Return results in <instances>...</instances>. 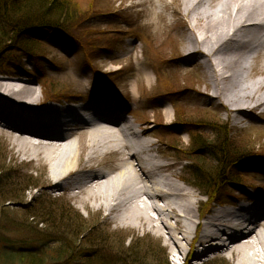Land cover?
<instances>
[{"label": "bare ground", "instance_id": "bare-ground-1", "mask_svg": "<svg viewBox=\"0 0 264 264\" xmlns=\"http://www.w3.org/2000/svg\"><path fill=\"white\" fill-rule=\"evenodd\" d=\"M148 1L147 14L182 18L183 55L205 66L211 89L204 94L212 103L234 124L240 115L264 113V0ZM73 82L80 94L45 104L41 84L0 74V133L14 159L49 168L48 195L63 192L104 209L118 226L152 230L186 261L214 255L264 264V193L220 205L202 221L194 183L158 152L153 132L134 116L124 119L113 93H89L84 82Z\"/></svg>", "mask_w": 264, "mask_h": 264}, {"label": "rangeland", "instance_id": "rangeland-1", "mask_svg": "<svg viewBox=\"0 0 264 264\" xmlns=\"http://www.w3.org/2000/svg\"><path fill=\"white\" fill-rule=\"evenodd\" d=\"M77 1L79 5L82 4V7H88L89 5L88 0ZM140 1L144 3L139 5ZM167 1L168 3L172 2V0ZM155 3H158L157 0H155ZM150 6L148 0H98L96 11L100 14L97 13L91 23L101 32H106L102 40L97 43L100 48L103 46H107V48L95 53L93 63L86 62L84 48L82 49V46L72 40L73 38L71 39L70 36L60 31L48 30L44 32L43 43L40 45L46 55L40 62L43 64V73H45L43 79H41L37 69L32 72L34 68L32 57H28L22 63H19L23 66L22 70L20 65L16 64L14 58L9 56L8 52H3L0 54V67H4V72L31 79L34 82L43 83L45 78L49 79L54 83L59 93L60 91L80 93V88L73 82L79 80L85 83V88L89 93L91 91L94 94L100 92L110 95L112 90L107 91L103 78L94 74V68L101 71H111L118 69L120 66L122 67V65L125 66L124 70L117 74V84L114 87L110 85L114 89L113 94L119 98L122 107L130 108V110L138 109L145 113L143 115L146 116V119L152 122L150 126L156 128L150 129H152L159 152H162L161 155L167 157L170 162L177 163L178 171L194 183L189 187L199 193V199L203 202L205 197L201 192L202 187L198 188L196 186L198 184L195 182L199 179L200 173L197 172L196 174L197 163L194 162H199L201 167L207 165L210 170L215 167L218 170L220 165H218L216 154L200 152L188 156L184 152L182 153L183 149L185 150L191 144L192 140L190 139L192 137L188 133V129L179 128V126L172 130L180 137L168 138V141H176L181 146L177 154L182 153L184 157L188 158L181 160L178 159L176 152H173V154L168 152L159 141V126H155V123H158L155 120L163 119L170 124L174 119L172 103L167 99H158L160 102H156L153 98H148L153 96L151 94L155 93L154 88L157 86L156 69H160L166 75L176 72L178 81H182L179 87L185 86V82L192 78L186 85L193 89L180 91L172 100L177 99L179 103L188 108V115L191 117H188V119L190 120L197 121L198 117L209 115L213 116L216 125L229 122L233 130L232 135L230 134L229 150L231 147L234 150L249 149L252 155L255 154L253 157L257 158L246 162L242 166H237L234 170L230 168L233 163L223 166V169L221 167V170L225 177L239 174L237 176L239 177L238 180H242L246 185L253 187L250 190L245 187L244 190L250 191L249 195L262 196L264 193V158H262L264 157V113L259 112L261 115L259 113H248L244 117L240 115L242 119L234 124L233 115L212 103L210 98L204 94L205 90L211 89V82L209 76H206L205 66H196L193 64L192 59L183 55L182 43L185 35L183 34L184 22H182V18L174 13L163 15L164 17L151 16L146 13ZM158 7L160 9L161 5ZM124 8H128V12L134 13L131 16L136 19V23L140 25V28L145 30L144 33L141 31L140 35L137 34L142 40L136 38L124 40L120 37L122 36L121 33L113 32L115 28L124 30L120 15L118 16L116 13L112 16L108 14L101 15L106 10H122ZM146 33L147 36L151 37V40L145 37ZM149 42L151 44H148ZM154 50L158 52V57ZM174 55L179 58L174 59ZM163 57L167 61H163ZM130 66H132V69H128ZM28 71H31V73L29 74ZM256 73H258V68L253 72V74ZM144 87H146V92H144ZM46 91L50 92L51 87L47 86V90L45 87ZM120 96L123 100L120 99ZM43 97H46V95L44 94ZM198 108H208L206 110L209 112L204 114L206 111L198 110ZM155 110L158 112H155ZM198 129L202 132L203 138L207 139L205 140L206 143H214V146L218 144L216 131L208 127H198ZM11 147L12 144L8 138L0 133V161L4 160L5 162V164L4 162L2 164V168L5 165L7 170L13 171L10 173L3 170L0 173V252H2L0 253V264H26L18 261L10 263L3 260V252L7 249L44 248L51 245V249L57 250L63 248L65 242L70 246L68 252L64 253V255H67L68 260L61 264H182V256L164 236H158L152 230L142 227L118 226L105 219L106 211L104 209L86 208L79 201L66 198L67 196L63 195V192L52 191V195H48L46 177L49 175V168L42 164L34 167L33 164L29 165L21 162V160L14 159L15 156ZM18 178L21 179L19 182ZM12 180H15L16 183H12ZM27 186H30L29 190L23 192L22 189ZM233 189L236 188L234 186L233 188L227 187V194L232 199L236 198L237 201L246 203L245 196L239 197V194ZM7 191L19 195L24 201L18 202L16 200L20 198H13L16 200L6 203L9 196L8 194L4 195L3 192ZM42 203L43 207L47 208L45 212L51 215L56 229V232L50 235L52 237L46 239V241L42 238V231H51L50 225L46 227L40 224L37 221L41 219L40 217L37 220L28 221V215L35 212L36 209L38 210ZM217 206L216 204L213 205L210 211H213ZM92 227L96 228L95 231L89 235L88 240H83L82 237H85L84 235ZM45 233L48 234V232ZM80 235L82 236L80 237ZM94 238L102 241L98 246V255H90L89 259H85L82 254L96 247L93 245ZM184 244L183 242L182 245ZM185 247L187 250L189 249L188 246L185 245ZM101 248L111 253L113 258L106 256L107 253L102 251ZM107 259H110L109 263L106 262ZM38 264H48V262H38ZM187 264H233V261L230 258L221 259L210 255L201 260L192 258Z\"/></svg>", "mask_w": 264, "mask_h": 264}, {"label": "trees", "instance_id": "trees-1", "mask_svg": "<svg viewBox=\"0 0 264 264\" xmlns=\"http://www.w3.org/2000/svg\"><path fill=\"white\" fill-rule=\"evenodd\" d=\"M90 7H82L79 5L77 0H0V54L4 51H10L16 53L17 51H28L34 52L36 50L33 37V32L40 29H49V28H59L68 30L73 35H79L81 38H84L82 34L79 32L84 28L85 20L90 16L93 6V0H88ZM161 82L159 83L158 88L161 94L171 95L176 92V85L172 81V79H168L166 77H160ZM188 83V80L185 82ZM209 111H206L204 114H208ZM202 114V115H204ZM205 117H198L197 124H208L214 131L217 133L216 140H219L217 145L214 146V143H206L202 134L199 132L191 134L192 142L188 146V148L183 149L184 152L188 156L196 155L200 152H206L208 154H216V159L218 160L219 171L217 169L208 168L207 165L201 167L199 162L196 166V174L200 173L199 184L200 186L206 190L207 197L209 201H213L219 198L222 190L221 188L224 186L226 182V178L224 177V173L221 170L223 166H227L232 162L245 161L250 159L252 155L249 149L244 150H234V148H230V130L225 123H221L222 125H216L214 123L213 116L204 115ZM189 115L183 106L176 107V119L178 124L186 125L188 122L193 120L188 119ZM191 118V117H189ZM209 118V119H208ZM192 119H194L192 117ZM172 127H170L171 129ZM202 140V141H200ZM204 143V144H202ZM176 149H179V146L172 143ZM181 148V147H180ZM3 161H0V173L5 170L12 173V170H7L5 165L2 164ZM193 163V164H194ZM5 164V162H4ZM199 165V166H198ZM195 166V165H194ZM203 173V174H202ZM199 175V174H198ZM32 177V176H30ZM18 182L21 180L17 179ZM12 183H16L15 180L11 181ZM1 184V182H0ZM16 186V185H14ZM30 186H27L22 189L23 192H27ZM11 191V190H10ZM10 191L3 192L4 195L8 194V199L6 203H10L12 200L19 199V195L12 194ZM16 198V199H13ZM18 202H23L22 198L16 200ZM42 206L32 214L28 215V221L37 220L38 217L41 219L37 220L40 224L48 227L50 225L51 231H42V238L46 241V239L52 237L50 235L56 232L55 226L53 224V220L51 215L47 211V208ZM31 206V205H30ZM39 225V224H38ZM39 227V226H37ZM88 228V227H87ZM85 228V229H87ZM96 228H89L85 237L82 239L90 238L91 235ZM45 232H48L46 234ZM52 232V233H51ZM65 234L67 232L64 231ZM73 233V232H72ZM82 235H80L81 237ZM95 239V238H94ZM93 245L96 247L91 248L87 252L82 255L85 256V259H89L90 255H98V246L102 242L101 239L93 240ZM132 246V245H129ZM50 246L44 248H20L18 250L7 249L3 252L4 257L3 260L12 262H22L26 264H38V262H48V264H61L68 260L67 253L69 250L68 243L65 242L63 248L59 249H51ZM8 248V246H7ZM130 249V248H129ZM102 251L106 252V256L109 258H113L111 253H108L106 250L102 249ZM100 250V251H101ZM82 252V251H81ZM2 253V252H0ZM67 257V258H66ZM144 257V256H143ZM116 259V258H115ZM106 262H110V259H107Z\"/></svg>", "mask_w": 264, "mask_h": 264}]
</instances>
